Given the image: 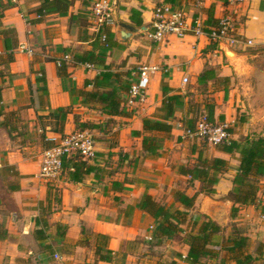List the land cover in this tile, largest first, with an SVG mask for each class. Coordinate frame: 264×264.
Listing matches in <instances>:
<instances>
[{"label":"crops","instance_id":"0c3cea01","mask_svg":"<svg viewBox=\"0 0 264 264\" xmlns=\"http://www.w3.org/2000/svg\"><path fill=\"white\" fill-rule=\"evenodd\" d=\"M42 1L0 0V33L11 31L15 37L10 44L16 47L14 62H0V70L8 66L1 78L5 116L0 118V177L14 178L19 186L16 191L9 190V181V185L4 184L5 188L0 187V225L8 231L7 239L0 240V264H163L159 262L158 256L162 253L158 250L171 247L172 241L157 245L153 239L155 221L138 205L144 195L162 205L181 180H190L173 165L183 156L175 151L188 152L191 142L192 158L198 159L202 154L230 163V169L216 186V194L212 197L199 194L193 207L223 228L234 206L226 197L233 188L240 155L226 154L211 144L203 148L202 139L186 135L188 122L204 97L195 95L194 91L189 94L183 79L188 77L189 83L197 87V79L206 65L215 68L219 78H229L230 82L226 88L210 95L215 105L213 122L226 124L231 139L236 141L252 139L253 132H262L264 0H246L240 7L232 34L241 42L213 43L214 48L205 36L188 35L183 39L170 36L163 43L154 42L149 34L155 8L165 0H112L116 3L119 27L116 25L110 31L119 47L109 52L106 64L114 67L125 62L124 68L113 69L131 71L135 77L143 65L157 66L160 71L151 78L145 102L130 105L125 94L127 115L114 118L104 115L117 121V125L110 127L103 121H94V114H88V106L73 91L84 90L85 82L94 80L100 69L72 61L68 63L66 77L58 74L57 62L66 54L72 57L92 51V41H84L82 37L85 32L94 33L91 7L96 0H69L72 5L67 16L54 13L40 17L37 10ZM165 4L182 11L194 25L200 22L206 28L214 27L213 22L222 20L229 11L225 0H174L172 4ZM132 9L141 11L142 27L131 20ZM77 14L90 15V18L82 24H71V15ZM121 24L136 29L128 40L122 39ZM6 37L0 36V58L8 55ZM248 41L253 44L248 45ZM22 47L32 54L22 52ZM228 52L232 54L229 56ZM163 82L172 89L171 94L186 96L185 104L171 120L172 134L159 154L148 156L143 151L142 138L133 137L132 133L143 130L144 119L163 116ZM213 85L214 82H210L209 86ZM69 106L73 107V113L67 117L64 134L77 130L76 115L80 123L91 122L93 125L86 130L94 135L97 149L92 163L102 170L86 176L81 183L71 182L68 172L56 181L47 182L39 177L46 148L26 147L16 132L20 128L13 123L23 124V120L31 132L44 129L46 137H58L60 134L54 131L56 120L50 113ZM200 108L205 110V104ZM11 113L15 115L14 121L10 118L7 121ZM8 168L14 170L16 176L8 174ZM116 182L121 187L115 188ZM195 183L201 185L198 181ZM258 186L257 205L239 206L238 215L240 226L246 231L244 236L262 248V256L258 258L264 259V178ZM187 195L194 197L195 193ZM38 231H41L39 235ZM98 249H102L103 255L110 251L112 262L101 261ZM175 250L178 254L175 261L188 264L181 259L187 257L189 245Z\"/></svg>","mask_w":264,"mask_h":264},{"label":"trees","instance_id":"16d2710c","mask_svg":"<svg viewBox=\"0 0 264 264\" xmlns=\"http://www.w3.org/2000/svg\"><path fill=\"white\" fill-rule=\"evenodd\" d=\"M174 0H165V3L172 4ZM72 2L69 0H43L41 7L37 10V14L42 17L49 14L58 13L62 16H67ZM160 5V4H159ZM225 5H228L225 0ZM141 11L137 9L131 10V20L136 23L138 27L143 26L141 19ZM135 17L138 20L135 21ZM90 15L77 14L71 15L70 22L82 24L88 21ZM221 20L214 21L213 26L218 27ZM11 31L0 33V36L6 37L5 50L8 52V60L5 64L14 62V50L16 47L11 45V38L14 39V35H11ZM11 35V36H10ZM82 39L84 41H92V51L85 52L83 54L72 55L73 63L93 65L100 69L99 74L94 80L85 82V89L77 91L74 89V93L78 94L82 98V103L85 106H99L102 115L109 118L126 116L124 108V95L128 94L131 88L133 80L135 78L132 72L121 73L115 71L111 65H107V58L109 52L114 48L119 47L115 40V35L109 28H103L99 33L85 32ZM102 35L106 36V40L102 41ZM231 35H233L231 33ZM216 44V43H215ZM11 47H10V46ZM213 45V43H212ZM213 48L215 45L212 46ZM69 65L66 62H62V65L58 67V74L60 77H66L68 75ZM4 73H0V118L5 116L4 106L2 104V84L1 78ZM210 82L214 84H221L225 88L228 86L229 78H219L216 69L210 65H206L205 70L199 75L197 79V89H203L207 91ZM92 88L91 90H87ZM226 90V89H225ZM227 91V90H226ZM162 93L164 96L161 112L163 116L159 119L146 118L143 121V130L134 131L133 137L142 138V146L145 155L157 156L162 149L163 143L166 139L170 138L173 125L170 123L174 118L176 112L182 108L185 104V97L181 94H171L172 89L163 82ZM199 107V105H198ZM73 113V107H60L57 110L50 113V117L56 120V127L54 131L64 135V127L67 121L68 115ZM195 114V110L193 112ZM206 113L210 121H214L215 105L212 103L205 105L199 115L196 114L188 122V129L194 130L196 123L200 115ZM198 115V116H197ZM14 113L7 116L10 120L13 119ZM6 118V119H7ZM112 120V119H111ZM76 131H84L89 128L87 124L80 123L79 116H75ZM0 126H2L0 124ZM103 129V126H101ZM104 130V129H103ZM230 132V129L228 130ZM12 131H9L11 136ZM53 143L47 142L45 148H51ZM216 148L226 154L240 155V165L237 170V174L232 180L233 188L227 195V199L234 203L232 208L233 217L239 212V206H256L258 200L259 186L258 181L264 178V136L257 138H246L242 141L230 140L228 143L217 145ZM121 154L122 159L125 156ZM96 159V158H95ZM94 159V160H95ZM92 161H83L78 157H73L64 160V170L68 172L70 181L73 183H81L86 176L93 173L100 172L102 169L92 163ZM230 169V163L227 160L221 158L210 159L202 154L198 157L197 163L190 166L179 167V173L183 176L189 177L190 181H198L202 184V193L206 196H214L216 194V186L218 185L221 177ZM11 172V169H6ZM115 188L121 187L120 183L113 184ZM19 189L15 183H11L9 190L16 191ZM195 197H189L183 192H176L175 201L180 203L186 210L192 209L195 205ZM138 208L150 214L156 224L153 231V239L157 241V245L162 244L164 241H173L175 237L182 232V225L185 222V216L187 211L178 210L171 212L169 208L164 205L158 204L149 195H144L140 201ZM207 218V217H206ZM41 231H38L39 235ZM222 232L221 227L209 217L205 221L200 229V234L192 237L188 243L190 250L185 258L188 264H202L203 258L211 257L217 258L218 254L210 248L213 246V238ZM85 230L83 231V234ZM8 237V231L0 225V240H5ZM230 244L226 250L228 253V260L234 262V264H254V258L245 252L249 239L247 237H238L227 239ZM98 256L101 261L112 262V253L107 251L105 255L102 254V249L97 250Z\"/></svg>","mask_w":264,"mask_h":264},{"label":"built area","instance_id":"2783aa9c","mask_svg":"<svg viewBox=\"0 0 264 264\" xmlns=\"http://www.w3.org/2000/svg\"><path fill=\"white\" fill-rule=\"evenodd\" d=\"M229 8L228 14L220 21L218 27L206 28L202 23L188 21L187 16L179 10H174L169 4H160L155 8L152 31L149 37L156 43L165 42L170 36L180 39L188 35L197 38L205 36L211 43H220L230 40L231 33L234 31L235 23L238 18L240 7L246 0H227ZM91 14L95 21L94 33H99L103 28L112 29L116 26L114 19V3L112 0H96L91 7ZM106 36L102 35V41ZM252 45V41H248ZM22 52L32 54V51L21 48ZM62 62L71 63L72 57L66 54L62 60L57 62L58 67ZM93 68V65H87ZM160 71L154 65H143L139 69L138 76L135 77L128 91V104L143 103L146 101L147 92L151 84V78ZM184 85L189 83V78L183 79ZM229 127L226 124H215L210 121L206 113L200 115L195 129L187 130L186 135L207 140L209 144L217 146L228 143L231 140ZM47 142L53 143L51 148H46L42 153L41 169L39 177L47 182L60 179L65 170L64 160L78 157L83 161H92L97 156L96 141L94 135L88 131H74L69 134L59 135L58 137H46Z\"/></svg>","mask_w":264,"mask_h":264},{"label":"rangeland","instance_id":"374dc122","mask_svg":"<svg viewBox=\"0 0 264 264\" xmlns=\"http://www.w3.org/2000/svg\"><path fill=\"white\" fill-rule=\"evenodd\" d=\"M226 41H230L231 43H236V42H241V40H239L238 38L234 37L233 35L230 36V40H226ZM225 41V42H226ZM230 54H232L231 52H228V55L230 56ZM7 61L8 60V56L5 55L2 58H0V62L2 61ZM73 61V60H72ZM126 65L125 62L120 63L119 65H113V68H116L117 70H120V68H124ZM89 68V67H88ZM8 70V66H5V68L0 70V73H7ZM124 73V72H121ZM220 88H224L223 85L219 84V85H213V86H209L207 91H203V89H197V87L191 83L187 84L186 89L187 92L189 94H191V91H194L195 95L196 93H198V95H202L204 97V102L202 104H209L211 103L210 101V95L214 94V92H216L217 89ZM89 89V88H88ZM202 104H197L199 105V108H195V115L196 114H200L202 112L200 106ZM88 114H94V117H96L94 121H103L104 123H106L109 127L111 126V124H116L117 125V121L115 120H111L109 118H105L104 115L101 114L100 112V107L99 106H88ZM197 115V116H198ZM7 118V117H6ZM8 121V118H7ZM12 121H14L12 119ZM22 123H13L14 125H16V127H19L20 129H18L16 132L18 133L19 137H21V141L22 143L26 146L29 147L30 149H38L41 147H45L47 144L46 141V135L43 133L42 129L41 131H30V128L28 127V125L26 124L27 122L21 120ZM94 123V122H93ZM88 126L93 125L91 122L89 124H87ZM259 130V129H258ZM263 130L262 132L258 133L257 132H253V138H257L260 135L264 134V128L261 129ZM45 132V131H44ZM115 136V135H114ZM13 138V136H11ZM17 137V136H16ZM116 137V136H115ZM15 138V137H14ZM252 138V139H253ZM192 143V142H191ZM191 143H190V148L187 149L188 152H181V151H175L177 153H181V160H178L175 162H177V164L173 165L174 168L176 169V171L179 173V167L180 166H190L193 167V165H195L197 163V159L196 158H192L190 156V150H191ZM209 143L207 140H202V147H207L209 148ZM171 150V149H170ZM37 151V150H36ZM176 153V154H177ZM209 157V156H207ZM8 174H10L11 176H16V172L14 170H12L11 172H9ZM9 181L10 184L15 183L16 180H14V178H2L0 177V187L3 186V188H5L7 184L9 185ZM14 181V182H11ZM260 183V179L258 181V184ZM183 192L184 194H189V195H193L195 193V199L199 194H203L202 191V184H198L195 183V181H190V180H181L178 183V186L176 189H174L171 193H169L165 199L164 202L162 203V205H164L166 208H169L171 212H176L178 210H182V211H186V209L178 202L175 201V194L176 192ZM4 191H2L3 193ZM207 216L206 215H202L200 213H198V211H196L194 208L187 210V216H185V222L182 225V232L179 233L175 239L170 242L171 247H167L166 250H158L160 253H162V255L158 256L159 262L161 263V261H163V264H178V262L175 261V257L178 256L177 254V250L180 246H184L185 244H188L190 239L192 237H195L197 235L200 234V229L202 224L207 221ZM229 220L227 222V224L221 228L222 232L217 234L212 242H213V246H210L211 249H213V251H215L218 254L217 258H211V257H206L203 258V260L201 261L202 264H234V262L229 261L228 260V253L226 250L227 247H229V243L227 241V239H231V238H238V237H245V233L246 231L243 230L242 226H240L241 221H239V215L237 213V215L235 217H233V213L231 212V215L229 217H227ZM156 227V226H155ZM154 227V229H155ZM173 247V248H172ZM245 252L249 255H251L254 258V264H264V259L258 258L261 253H262V248L259 245H254L253 243H248L247 248L245 250ZM262 256V255H261ZM181 260H185V259H181ZM165 262V263H164ZM186 262V261H184Z\"/></svg>","mask_w":264,"mask_h":264},{"label":"water","instance_id":"95a60500","mask_svg":"<svg viewBox=\"0 0 264 264\" xmlns=\"http://www.w3.org/2000/svg\"><path fill=\"white\" fill-rule=\"evenodd\" d=\"M114 19L116 21V25L118 26V18H117V13H116V3H114ZM120 27L124 30L121 34L122 39L128 40L132 34L136 31V29L132 26H129L127 24H121Z\"/></svg>","mask_w":264,"mask_h":264}]
</instances>
